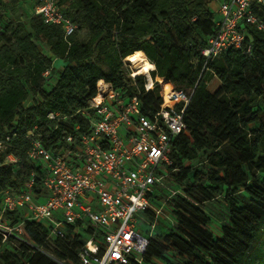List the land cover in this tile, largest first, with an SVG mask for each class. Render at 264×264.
<instances>
[{"label": "trees", "instance_id": "1", "mask_svg": "<svg viewBox=\"0 0 264 264\" xmlns=\"http://www.w3.org/2000/svg\"><path fill=\"white\" fill-rule=\"evenodd\" d=\"M19 1L0 0V15L10 16V4ZM217 1L57 0L63 14L77 24L71 36L65 37L61 26L46 24L32 12L27 22L16 20L4 27L0 141L14 136L7 152L0 153L1 225L14 227L24 220L21 210L3 212V193L23 190L32 173L33 195L43 201L44 171L27 159L28 131L35 128V138L53 155L71 159L80 154V136L89 133L93 116L88 103L97 94L98 81L110 84L123 97L134 96L138 89L144 115L159 109V84L145 92L146 78L137 76L132 81L123 69L127 57L142 52L155 67L152 81L157 78L193 94L184 114L186 128L171 144L165 178V184L171 182L183 191L175 198L176 225L162 244L147 237L141 260L145 264L152 259L167 261L165 255L172 250L181 260L178 264L244 263L264 223V179L258 177L264 174V32L245 25L250 54L229 49L205 65L200 51L214 32L212 4ZM83 27L90 32L84 42L77 38ZM39 41L47 45L50 57L43 54ZM55 60L62 62L61 70L54 69ZM213 76L220 87L210 92L207 82ZM29 97L31 104L25 106ZM50 113L57 117L49 119ZM200 153L208 167L204 183H200L201 172L190 165ZM9 156L14 159L11 165L5 163ZM159 189L149 196L152 204ZM221 193L228 204V224L221 227V237L214 238L199 204ZM19 227L20 234L4 242L0 234V264H59L51 257L60 264H80L78 254L94 231L91 227L76 231L68 225L62 237H55L45 223L25 220ZM94 240L101 243L98 234ZM102 252L100 246L99 255ZM140 263L130 260V264ZM246 264H264V250Z\"/></svg>", "mask_w": 264, "mask_h": 264}, {"label": "built area", "instance_id": "2", "mask_svg": "<svg viewBox=\"0 0 264 264\" xmlns=\"http://www.w3.org/2000/svg\"><path fill=\"white\" fill-rule=\"evenodd\" d=\"M218 2L215 9L212 7L214 32L200 51L205 65L229 49L250 54L245 25L264 32V0ZM32 13L46 24L61 26L65 37L76 31V25L63 14L57 0H39ZM126 60L123 69L133 81L137 76ZM144 77L147 79L144 91L148 92L156 81L148 85V78ZM96 89V96L88 103L93 116L89 119V133L80 136V154L71 159L53 155L35 138V128L27 132L30 140L27 159L40 164L44 171L43 201L33 195L32 173L23 190L3 193V212L21 210L23 221L48 224L50 235L55 237H62L68 225L75 226L76 231L81 227L93 228L78 254L80 264H130L131 259L140 263L148 238L138 233L136 215L155 213L149 196L157 187L165 186L171 165V144L186 128L184 114L193 90L188 94L175 90L169 83L165 97L161 84L162 103L147 116L140 111L138 89L132 97H123L103 81H98ZM55 117L52 113L48 115L49 119ZM13 136L0 141L1 154L7 152ZM8 159L14 161L11 156ZM20 225L0 224L2 242L14 233L20 234ZM97 234L101 243L94 240Z\"/></svg>", "mask_w": 264, "mask_h": 264}, {"label": "rangeland", "instance_id": "3", "mask_svg": "<svg viewBox=\"0 0 264 264\" xmlns=\"http://www.w3.org/2000/svg\"><path fill=\"white\" fill-rule=\"evenodd\" d=\"M219 1V0H218ZM212 4L213 9H215L217 4ZM9 3V2H8ZM36 4V0H20L16 6L10 4L11 13L10 16L0 15V34L3 32L4 27L8 25L12 21L20 20L23 22H27V16L32 12L33 7ZM90 24V22L88 21ZM77 26V24H76ZM90 37V32L86 27L78 30L77 38L78 40L84 42L87 41ZM38 45L40 46L43 54H48V47L43 41H39ZM127 62V60H126ZM129 64V63H127ZM62 62L60 60H55L53 63V67L55 70L62 69ZM131 68V66H130ZM132 69V68H131ZM130 69V70H131ZM55 72H53V75ZM144 76V75H141ZM147 81V79H146ZM153 81H156L160 86L161 82L157 80V78ZM220 87V82L216 77H210L207 82V89L210 92H215ZM184 90V89H183ZM188 91V90H184ZM32 97H29L25 106H29L31 104ZM205 155L199 154V158L191 163L190 165L194 167L195 170H199L200 174V183H204L206 180L208 167L206 163L203 162ZM13 160H9L5 158V163L10 164ZM11 165V164H10ZM15 168V167H14ZM260 179H264V174H258ZM182 189L171 182H167L164 187L156 191V197L153 201V206L155 209V213L151 214H137L136 217L138 219L137 223V231L149 238V240H154L158 243L162 244L163 238L169 233L170 230L175 228L174 221V203L175 198L182 196ZM199 208L206 214L209 218L210 223L208 225V230L211 232L214 238L221 237V227L228 224L229 217V209L228 204L224 199V193H221L214 200L206 202L204 204H199ZM264 250V223H262L259 227L256 242L249 254V256L245 259L243 264H246L247 261L252 259L258 251ZM166 260H156L152 259L150 263L146 264H178L181 262L180 258L172 251L168 250L166 253ZM140 264H145L142 260Z\"/></svg>", "mask_w": 264, "mask_h": 264}, {"label": "bare ground", "instance_id": "4", "mask_svg": "<svg viewBox=\"0 0 264 264\" xmlns=\"http://www.w3.org/2000/svg\"><path fill=\"white\" fill-rule=\"evenodd\" d=\"M127 62L130 64L135 76L145 75L148 78V85L153 82L149 74L150 70H153L154 65L150 64L142 52H136L131 56L127 57ZM164 90V95L166 97L169 90V85L166 83H161Z\"/></svg>", "mask_w": 264, "mask_h": 264}, {"label": "crops", "instance_id": "5", "mask_svg": "<svg viewBox=\"0 0 264 264\" xmlns=\"http://www.w3.org/2000/svg\"><path fill=\"white\" fill-rule=\"evenodd\" d=\"M3 1L6 3L8 2V0H3ZM47 56L50 57L51 55L48 53Z\"/></svg>", "mask_w": 264, "mask_h": 264}]
</instances>
